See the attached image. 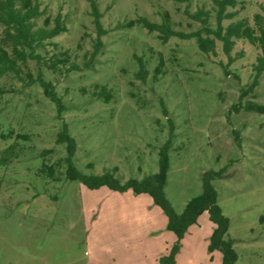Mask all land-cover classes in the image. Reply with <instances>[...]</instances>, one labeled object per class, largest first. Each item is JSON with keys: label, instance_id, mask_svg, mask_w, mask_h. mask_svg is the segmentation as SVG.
<instances>
[{"label": "rangeland", "instance_id": "obj_1", "mask_svg": "<svg viewBox=\"0 0 264 264\" xmlns=\"http://www.w3.org/2000/svg\"><path fill=\"white\" fill-rule=\"evenodd\" d=\"M39 2L46 15L60 13L66 25L50 42L54 46L46 45L47 55L67 50L81 67L68 74L42 68L65 107L61 116L76 146V168L85 175L117 168L121 183L140 181L158 172L159 150L171 140L164 193L175 213L201 194L203 172L224 169L211 185L229 220L226 236L234 241L235 264H264V113L231 111L242 94L241 105L264 106V73L248 90L258 51L237 41L224 75L221 44L217 56L206 57L195 39L171 37L163 44L156 31L135 22L160 23V13L167 12L173 29L188 33L200 25L184 11L203 9L215 27L211 0H98L106 33L86 69L84 54L97 38L88 0ZM236 10L233 20L252 24L254 13H264V0H244ZM131 21L133 26H124ZM23 70L36 74L37 66L28 61ZM102 86L109 101L93 95ZM60 128L56 106L38 86L24 87L11 74L0 79V154L8 146L17 153L0 166V264H160L176 240L148 195L89 190L66 181L63 167L58 181L39 174L42 150H53L48 164L65 156L64 146L55 145ZM207 216L180 241L175 264H220L221 253L208 250L214 226Z\"/></svg>", "mask_w": 264, "mask_h": 264}, {"label": "trees", "instance_id": "obj_2", "mask_svg": "<svg viewBox=\"0 0 264 264\" xmlns=\"http://www.w3.org/2000/svg\"><path fill=\"white\" fill-rule=\"evenodd\" d=\"M98 0H88L90 4V16L97 32V38L93 40L92 51L89 55L84 54L86 61L82 64L83 68L88 69L99 53L103 43L101 37L106 33L100 23L101 13L98 11ZM176 3L187 4L190 0H171ZM214 8L215 27L209 23V13L203 9H198L193 13L188 10L184 15L194 22H198L200 28L197 30L183 33L173 29L172 20L167 12L160 13L161 22L152 23L146 19L140 18L135 22L143 24L148 31H156L158 38L163 44H166L169 38L178 37L180 40L195 39L199 53L206 57L217 56V45L221 44V52L226 57L227 63L218 62L224 75H228L227 68L234 61L231 51L239 40L246 41L258 52L253 64L254 80L248 90L257 85L258 78L264 73V13L253 15V23L250 24L247 19L241 18L233 20L237 15L236 10L243 6L244 0H211ZM39 0H0V27L2 34L0 36V79L11 74L24 87L38 86L43 95L49 102L56 106L58 120L61 121V128L57 132L55 145H63L65 156L58 158L55 162L48 164L47 156H50L53 150L44 149L41 151V168L39 174L46 176L47 179L58 181L56 173L64 168V179L66 181H76L89 190L98 188H107L111 191L125 193L131 191L134 194H146L152 202L162 210L167 219L168 230L174 233L175 243L172 245L169 253L160 258V264H175V257L179 253L180 241L188 233L190 227L197 225L198 218L204 213L208 214V220L212 222L214 229L209 236L208 250L213 253L219 251L220 264H235L237 253L233 248L234 241L228 238L229 220L223 215L217 204L218 194L211 185L212 180L220 179L224 175V169L219 172L207 170L202 173L201 194L191 198L185 205L183 213L178 215L165 198L164 187L168 174V150L170 141H167L159 150L158 172L148 177L138 180L130 178L121 183L115 178L117 168L106 170L101 174L85 175L79 171L73 163L72 158L76 152L74 140L69 134L68 127L62 120L61 113L65 110L62 99L57 94L52 81L46 79L42 68L52 74L70 73L81 70V67L71 61L67 50L59 52L58 55L48 56L46 45L54 46L50 43L52 39L66 31V25L61 14L58 13L53 19L46 15L45 9H41ZM231 9V10H230ZM264 11V10H263ZM43 19V20H42ZM42 20L41 25L39 21ZM230 20L227 25L224 21ZM131 21L124 26L131 27L135 23ZM44 50L46 53L41 54ZM28 61L34 62L37 66L36 74L30 71L24 72ZM162 66V64L160 65ZM159 69H156L158 74ZM63 73V72H62ZM61 73V74H62ZM98 87L96 86L95 89ZM84 91V90H83ZM96 91V90H95ZM247 91H244L246 93ZM94 97L111 99L110 92L102 86L99 92H93ZM243 94L239 97V103L231 106V111L237 113L239 110L252 113H264V106L252 101H246L241 105ZM2 137L6 135L2 134ZM8 135H11L8 132ZM7 135V136H8ZM28 135H17L16 139L27 140ZM17 155L13 146H8L0 154V166L7 165ZM91 168V165H88Z\"/></svg>", "mask_w": 264, "mask_h": 264}, {"label": "crops", "instance_id": "obj_3", "mask_svg": "<svg viewBox=\"0 0 264 264\" xmlns=\"http://www.w3.org/2000/svg\"><path fill=\"white\" fill-rule=\"evenodd\" d=\"M188 234V233H187Z\"/></svg>", "mask_w": 264, "mask_h": 264}]
</instances>
